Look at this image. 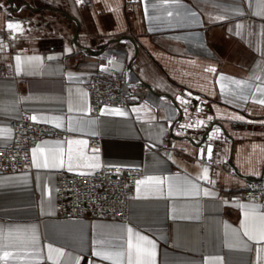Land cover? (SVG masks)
<instances>
[{
    "label": "crops",
    "instance_id": "1",
    "mask_svg": "<svg viewBox=\"0 0 264 264\" xmlns=\"http://www.w3.org/2000/svg\"><path fill=\"white\" fill-rule=\"evenodd\" d=\"M109 59L127 106L95 115ZM261 101L264 0H0V146L24 114L65 133L0 174V264H264ZM103 167L143 171L129 220L62 218L56 173Z\"/></svg>",
    "mask_w": 264,
    "mask_h": 264
},
{
    "label": "built area",
    "instance_id": "2",
    "mask_svg": "<svg viewBox=\"0 0 264 264\" xmlns=\"http://www.w3.org/2000/svg\"><path fill=\"white\" fill-rule=\"evenodd\" d=\"M127 83L128 75L115 68L112 59L105 68L97 69L88 84L92 113L100 115L110 105L125 108ZM12 128V142L0 146V174H16L32 168L36 143L44 138L59 140L65 134L55 126L34 122L27 114L12 120ZM98 142L92 140V146ZM56 175L57 207L62 218L128 221L143 171L103 167L91 174L59 170ZM244 201L264 209V180L251 183Z\"/></svg>",
    "mask_w": 264,
    "mask_h": 264
},
{
    "label": "water",
    "instance_id": "3",
    "mask_svg": "<svg viewBox=\"0 0 264 264\" xmlns=\"http://www.w3.org/2000/svg\"><path fill=\"white\" fill-rule=\"evenodd\" d=\"M86 51L90 52V49L86 48ZM174 104L176 107L177 104L174 101ZM210 131L202 138V140L200 141V145L198 147L200 148H204L205 149V160L207 163L213 164L214 162V151H215V144L208 142V137H209ZM258 180H264V175L262 176L261 179H257L255 181Z\"/></svg>",
    "mask_w": 264,
    "mask_h": 264
},
{
    "label": "snow or ice",
    "instance_id": "4",
    "mask_svg": "<svg viewBox=\"0 0 264 264\" xmlns=\"http://www.w3.org/2000/svg\"><path fill=\"white\" fill-rule=\"evenodd\" d=\"M8 27H9V28H12V27H13V25H12V24H9V25H8ZM261 102H262V103H264V101H261ZM205 171H207V170H205ZM262 219H264V218H262ZM129 231H131V230H129ZM245 234H246V235H248V233H247V232H246ZM249 238L251 239L252 237H251V236H249ZM260 238H261L262 240H264V231H262V232H261V234H260ZM141 239H143V238H141ZM148 243H151V242L149 241ZM96 255H98V256H99V255H100V253H99V252H97V253H96Z\"/></svg>",
    "mask_w": 264,
    "mask_h": 264
}]
</instances>
